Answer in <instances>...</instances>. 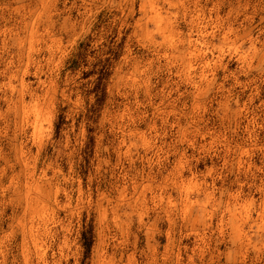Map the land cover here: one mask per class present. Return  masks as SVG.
<instances>
[{
    "label": "rangeland",
    "instance_id": "obj_1",
    "mask_svg": "<svg viewBox=\"0 0 264 264\" xmlns=\"http://www.w3.org/2000/svg\"><path fill=\"white\" fill-rule=\"evenodd\" d=\"M0 264H264V0H0Z\"/></svg>",
    "mask_w": 264,
    "mask_h": 264
}]
</instances>
